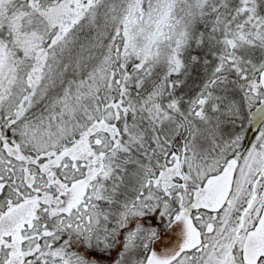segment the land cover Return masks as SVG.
Segmentation results:
<instances>
[{"label":"snow or ice","instance_id":"6c2138e0","mask_svg":"<svg viewBox=\"0 0 264 264\" xmlns=\"http://www.w3.org/2000/svg\"><path fill=\"white\" fill-rule=\"evenodd\" d=\"M0 264H264V0H0Z\"/></svg>","mask_w":264,"mask_h":264}]
</instances>
